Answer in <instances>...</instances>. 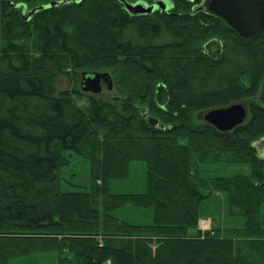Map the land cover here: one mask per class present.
<instances>
[{"label": "trees", "instance_id": "1", "mask_svg": "<svg viewBox=\"0 0 264 264\" xmlns=\"http://www.w3.org/2000/svg\"><path fill=\"white\" fill-rule=\"evenodd\" d=\"M51 1L0 0V264L41 253L55 264H264V103L229 131L193 112L256 95L264 35L193 13L202 0L138 14L120 0H72L29 15ZM50 68H111L123 96L59 90ZM71 150L89 157L87 190L61 189ZM134 161L146 188L115 191ZM219 162L250 170L201 174ZM219 192L242 222L202 229V205ZM141 208L152 209L145 219Z\"/></svg>", "mask_w": 264, "mask_h": 264}, {"label": "rangeland", "instance_id": "2", "mask_svg": "<svg viewBox=\"0 0 264 264\" xmlns=\"http://www.w3.org/2000/svg\"><path fill=\"white\" fill-rule=\"evenodd\" d=\"M137 1V0H135ZM146 3H150L144 1ZM31 6L39 4L37 1H29ZM199 4V3H198ZM33 8V7H31ZM21 12V8H19ZM205 10V9H204ZM20 41V40H19ZM18 42V41H17ZM75 69V70H74ZM51 74L48 75V78H50V83L52 86L59 90H66L69 88H77L80 89V83L82 78V71L85 69H76L71 68L69 70L55 72V68H50ZM104 70V69H102ZM109 71L113 78L115 79L114 70L109 68L107 69ZM49 73V72H48ZM44 74V73H43ZM46 75V74H45ZM52 75L54 78L52 79ZM246 84H249V79L246 78ZM131 80H128L129 83ZM117 82L115 81L114 87L112 89H108L106 84L103 86V91L100 92L98 95L105 99L113 100L115 97H121L123 96V90L121 88H118ZM1 100V99H0ZM252 100H255L257 103H264V77L262 79L261 85L257 90V93L253 97H245L239 100H235L229 104L236 103V102H243L247 104L248 107V117L251 116L250 111V102ZM7 101V100H6ZM24 102H29L31 106H33L32 109L34 110H43V102L40 100H31L26 101L24 99ZM8 103V101H7ZM229 104H225L224 106H227ZM221 107V106H219ZM215 108L210 107L203 110H194V114L198 116L200 114V117L203 118V112ZM204 119V118H203ZM246 119V120H247ZM259 153L264 156V140H261L257 143ZM66 156L68 163L64 166L63 170V176H62V185L61 189L65 191H77V190H87L89 189V185H91V163L88 156H85L82 153H79L75 150L66 151ZM135 163V164H134ZM250 170V167L246 164H237V163H202L200 166L201 174L204 176H220V175H232L235 173H248ZM144 174H146V164L143 161H134L133 162V168L131 176L127 179V181H123L121 183H118L116 186V191L120 192H126V191H141L144 188L142 187H134L135 185H138L140 183V180L144 178ZM145 182V179L142 183ZM264 182V181H263ZM133 185V186H132ZM83 186H86L87 188H83ZM141 211L139 212V217L141 219H145V216L147 214H150L151 208H141ZM202 220L205 222L203 224L204 228L206 230H212L216 225L222 226V230H226L230 226H237L240 225L242 222V219L233 216L231 214H228L227 204L222 196L217 197V194L212 195L210 198H208L202 205ZM200 223V222H199ZM219 223V224H218ZM200 226V225H199ZM212 228V229H211ZM232 228V227H230ZM226 233V232H225ZM11 264H55V258L50 254H30V255H23L20 257H17L15 260L11 262Z\"/></svg>", "mask_w": 264, "mask_h": 264}, {"label": "water", "instance_id": "3", "mask_svg": "<svg viewBox=\"0 0 264 264\" xmlns=\"http://www.w3.org/2000/svg\"><path fill=\"white\" fill-rule=\"evenodd\" d=\"M72 0H53L47 5H39L29 11V15L39 9L60 5ZM126 9L133 14L150 13L155 10H169L171 5L167 0H156L152 3L133 2L120 0ZM17 5V4H15ZM206 10L205 6H195L193 13L199 10ZM210 11L222 17L230 26L245 38H253L264 35V0H210L207 5ZM105 83L108 89L114 87L112 74L107 71H84L81 78V88L87 92L100 93ZM147 116V109H144ZM246 103L236 102L227 106L215 107L206 111L203 118L206 122L214 125L221 131H229L243 124L248 117ZM150 124L165 128L167 125L158 118L149 116Z\"/></svg>", "mask_w": 264, "mask_h": 264}, {"label": "crops", "instance_id": "4", "mask_svg": "<svg viewBox=\"0 0 264 264\" xmlns=\"http://www.w3.org/2000/svg\"><path fill=\"white\" fill-rule=\"evenodd\" d=\"M134 164H135V163H134ZM144 179H145V182L142 183V182L144 181ZM125 181H127V180H125ZM121 182H123V181H121ZM115 183H116V184H115ZM115 183L113 182L112 185H113V187L115 186L113 189L116 191V186H118L117 184H118L119 182H118V183L115 182ZM132 186H133V185H132ZM134 187H142V188H144V189L146 188V175H145V174H144V178H143L142 180H140L139 185H135ZM220 196L224 197L223 194L219 192V193L217 194V197H220ZM151 211H152V210H151Z\"/></svg>", "mask_w": 264, "mask_h": 264}, {"label": "flooded vegetation", "instance_id": "5", "mask_svg": "<svg viewBox=\"0 0 264 264\" xmlns=\"http://www.w3.org/2000/svg\"><path fill=\"white\" fill-rule=\"evenodd\" d=\"M210 0H202L201 2H200V4H198V5H201V6H205V8H206V10H207V5H208V2H209ZM103 85L105 84L104 82L102 83ZM104 87V86H103Z\"/></svg>", "mask_w": 264, "mask_h": 264}, {"label": "built area", "instance_id": "6", "mask_svg": "<svg viewBox=\"0 0 264 264\" xmlns=\"http://www.w3.org/2000/svg\"><path fill=\"white\" fill-rule=\"evenodd\" d=\"M199 224H200V227H201L202 229H206V228H204V226H203V224H205V222H204L202 219L200 220V223H199Z\"/></svg>", "mask_w": 264, "mask_h": 264}, {"label": "bare ground", "instance_id": "7", "mask_svg": "<svg viewBox=\"0 0 264 264\" xmlns=\"http://www.w3.org/2000/svg\"><path fill=\"white\" fill-rule=\"evenodd\" d=\"M167 2H168V4H170V2L167 0ZM156 11V10H155ZM154 12V11H153ZM151 13V12H150ZM107 72H109V71H107ZM114 81V80H113ZM145 109V108H144ZM144 109H143V112H144ZM147 109V108H146ZM148 114V113H147ZM148 116V115H147ZM146 116V117H147Z\"/></svg>", "mask_w": 264, "mask_h": 264}]
</instances>
